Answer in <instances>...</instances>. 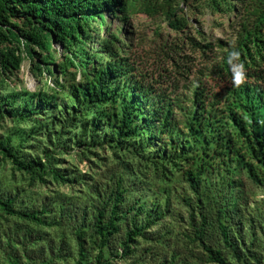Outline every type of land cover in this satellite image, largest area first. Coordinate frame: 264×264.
Here are the masks:
<instances>
[{
    "label": "trees",
    "instance_id": "16d2710c",
    "mask_svg": "<svg viewBox=\"0 0 264 264\" xmlns=\"http://www.w3.org/2000/svg\"><path fill=\"white\" fill-rule=\"evenodd\" d=\"M214 1L218 9L220 5L228 7L223 2L226 0ZM108 10L122 13L124 18L140 12L163 14L176 30L187 25L184 17L176 15L170 0H0V46L7 44L0 47V72L19 67V41L31 53V44L48 50L51 40L64 49V59L56 64L62 75L73 79L75 74L68 69L82 70L81 82L63 85L64 100H58L56 93L0 92V116L8 115L15 122L5 135L0 134V162L10 161L32 178L50 176L61 183L80 179L79 175L63 173L59 166V151L69 152L72 147L84 154L93 147L107 146L161 167L184 165L182 174L200 210L199 220L194 226L192 223L193 240L200 244L207 261L232 264L221 248L206 240V229L215 223L224 247L238 264H263L236 235L240 234L234 221L237 210L221 204L206 174L223 169L233 174L243 169L264 190V0H249L243 7L235 42L218 45L222 58L216 73L232 80L228 54L233 48L241 52L247 68V82L237 88L230 80L221 94L205 91L198 81L189 95L164 96L136 79L131 74L133 66L112 50L107 62L100 61L85 46L93 23H103ZM12 18L22 19L28 29L17 30ZM111 42L107 39L100 44L108 51ZM197 47L210 48V44ZM52 61L48 57L43 60ZM23 122L30 125L20 126ZM43 136H47V143L40 146L39 137ZM33 141L36 149H42L41 156L26 151L25 146L30 147ZM111 179L97 191L89 216L87 207L79 213L75 205L65 206L60 201L52 205V211L45 205L18 209L16 194L1 192L0 211L36 226L57 229L68 225L77 244L74 264H110L113 257L135 255L139 239L150 240V229L168 211L167 195L160 201L146 198L128 187L125 176L115 173ZM225 180L229 186L232 179ZM187 205L193 207L191 202ZM49 212L53 215L48 216ZM3 236L9 264H52L64 256L63 239L57 235L30 241V230L22 235L14 230V234ZM12 237L21 245L19 252L12 250ZM87 240L97 250L93 256L86 249ZM30 242H39L38 247L27 246ZM176 259L179 255L174 251L169 264H179Z\"/></svg>",
    "mask_w": 264,
    "mask_h": 264
},
{
    "label": "rangeland",
    "instance_id": "374dc122",
    "mask_svg": "<svg viewBox=\"0 0 264 264\" xmlns=\"http://www.w3.org/2000/svg\"><path fill=\"white\" fill-rule=\"evenodd\" d=\"M248 1L226 0L223 2L228 3V7L220 5L221 9H218L214 0H170L171 6L176 9V15L187 21V25L180 30L174 29L170 25V19L163 14L149 15L140 12L124 18L122 13L108 10L104 14L103 23H93L85 47L90 53H95L103 63L110 58L111 50L126 58L133 66L131 74L136 79H142L154 93L159 92L170 97L181 93L189 95L194 83L200 81L205 91L221 94L231 79H226L215 71L222 58V50L218 45L235 42L243 7ZM11 22L17 26V30L26 31L29 27L19 18H12ZM107 39H112V49L108 51L100 44ZM50 42L48 50L31 44L30 53L25 49V43L19 41L20 65L15 70L0 72V92L27 90L56 93L58 100H64L66 88L63 85L81 82L82 70L70 67L68 72L75 74L73 79L70 75H62L56 64L64 59V49L58 42ZM208 43L210 48L197 47ZM6 45L2 44L0 47ZM45 57L52 58L53 63H44ZM262 66L264 67V62ZM14 123L8 115L0 116V134L5 135ZM19 125L27 127L30 123L23 122ZM39 140L42 146L47 143V136L39 137ZM32 144L30 147L25 146L28 148L26 151L30 154L37 152L41 156L42 149H36L34 141ZM157 147L155 145L154 149ZM79 150L80 148L72 147L69 152L60 150L57 155L63 173L79 175L78 182L61 183L50 176L39 180L17 170L10 161H3L0 162V192L16 194L15 205L18 209H36L45 205L52 211L55 209L52 205L60 201L65 206L75 205L79 213L82 208L87 207L86 216H89L90 205L98 198L97 191L105 185L108 186L112 180L111 175H123L128 187L136 194L159 201L166 199L167 195L168 211L150 229V240L139 239L135 255L130 258L113 257L110 264H169V258L174 251L179 255V259H176L179 264H215L207 261L202 247L193 240V226L199 220L200 210L195 206L192 192L182 174L184 165L165 164L161 167L140 156L117 153L107 146L93 147L85 150L84 154ZM206 177L213 185V194L220 196L221 204H228L237 210L234 221L238 223L239 229L237 227L233 231L238 229L240 234L236 235L244 240V246L251 253L258 254L264 262L263 188L254 184L243 169L233 174L224 169L217 170L207 173ZM229 177L232 181L228 186L225 179ZM187 202H191L193 207L187 205ZM47 214L51 216L53 212ZM14 230L20 235L30 230L31 237H27L30 241L37 236L47 239L59 236L63 239L64 256L54 259L52 264H74L77 244L70 226L64 225L57 229L36 226L2 211L0 264H9L8 248L3 234H14ZM206 240L221 248L229 262L238 264L224 247L215 223L206 229ZM9 242L12 250L20 251L21 245L15 243L13 237L9 238ZM38 244L30 242L27 246L34 245L32 248L36 249ZM85 245L92 256L97 252L89 240Z\"/></svg>",
    "mask_w": 264,
    "mask_h": 264
},
{
    "label": "clouds",
    "instance_id": "9594fccd",
    "mask_svg": "<svg viewBox=\"0 0 264 264\" xmlns=\"http://www.w3.org/2000/svg\"><path fill=\"white\" fill-rule=\"evenodd\" d=\"M228 64L232 73L231 84L241 87L247 82V68L241 60V52L233 48L228 54Z\"/></svg>",
    "mask_w": 264,
    "mask_h": 264
}]
</instances>
